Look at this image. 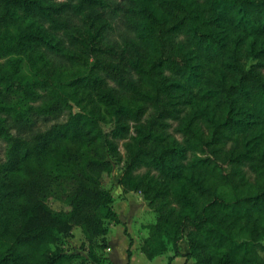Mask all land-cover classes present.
I'll list each match as a JSON object with an SVG mask.
<instances>
[{
	"label": "trees",
	"instance_id": "obj_1",
	"mask_svg": "<svg viewBox=\"0 0 264 264\" xmlns=\"http://www.w3.org/2000/svg\"><path fill=\"white\" fill-rule=\"evenodd\" d=\"M126 138L149 259L264 264V0H0V264H104Z\"/></svg>",
	"mask_w": 264,
	"mask_h": 264
},
{
	"label": "rangeland",
	"instance_id": "obj_2",
	"mask_svg": "<svg viewBox=\"0 0 264 264\" xmlns=\"http://www.w3.org/2000/svg\"><path fill=\"white\" fill-rule=\"evenodd\" d=\"M75 109L79 110L77 107ZM66 118L67 116H64L61 121L65 120ZM129 143V138L120 140L118 158L113 160V171L111 174L104 175L103 178L104 187L108 189L114 196V209L125 221V225L108 221L109 233L107 237L109 241H111L113 250L117 253V257H120L121 259L123 258L124 254L126 255L125 248L126 246H129L131 239L133 244L135 240L138 241L135 255H141L139 246L141 245L145 236L148 235V225L156 221V213L149 208L148 202L145 200L143 194L140 192L129 191V189H125V187L119 183V180L125 170L126 162L129 158ZM2 153V149H0V159L2 158ZM48 203L56 213L63 216H66L68 211L71 209L69 205L58 199H50ZM125 227L128 229L130 236H127L124 233ZM261 243L264 245V238L262 239ZM109 248L110 247L108 244L106 248H97V252L100 255H106L110 250ZM65 249L68 252H80L85 255L88 253L89 241L80 227H74L73 236L68 239ZM259 251L261 255L264 256V249L262 247L259 248ZM145 261H148L147 258ZM160 261L161 258H157L154 262H152V264H158ZM137 264L144 263L137 262Z\"/></svg>",
	"mask_w": 264,
	"mask_h": 264
},
{
	"label": "crops",
	"instance_id": "obj_3",
	"mask_svg": "<svg viewBox=\"0 0 264 264\" xmlns=\"http://www.w3.org/2000/svg\"><path fill=\"white\" fill-rule=\"evenodd\" d=\"M121 220L123 222H125L123 220V218H121ZM147 236H145V237H147ZM107 240H108L110 250L105 255L107 257V259L105 260L104 264H137V262L144 263V264H152V262H154L157 258H161V261L158 264H167L169 261H170L169 262L170 264H195V261L193 258H188L185 256L186 254L189 253V244H188V241L186 239L182 240V242L180 243V250L184 256L183 255L182 256H175L173 251H168V252H166L160 256L155 257L154 259H149L142 252L140 244H139L140 245L139 247H140V251H141L140 254L141 255H139V256L135 255V250L137 249V244H138V241H136V240L131 247V258L128 257V253H127L129 246H126V248H125L126 249V255L124 254L123 258L121 259L120 257H117V253L113 250V246L111 244V241H109L108 237H107ZM146 258L148 261H145ZM170 258H172V259L169 260ZM90 263H92V262H90ZM93 264H95V263H93Z\"/></svg>",
	"mask_w": 264,
	"mask_h": 264
},
{
	"label": "built area",
	"instance_id": "obj_4",
	"mask_svg": "<svg viewBox=\"0 0 264 264\" xmlns=\"http://www.w3.org/2000/svg\"><path fill=\"white\" fill-rule=\"evenodd\" d=\"M110 249V248H109Z\"/></svg>",
	"mask_w": 264,
	"mask_h": 264
}]
</instances>
